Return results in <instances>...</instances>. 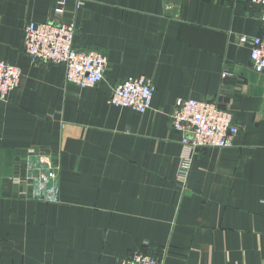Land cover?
<instances>
[{"label":"crops","instance_id":"1","mask_svg":"<svg viewBox=\"0 0 264 264\" xmlns=\"http://www.w3.org/2000/svg\"><path fill=\"white\" fill-rule=\"evenodd\" d=\"M0 0V58L20 86L0 100V264H116L139 251L163 264H264V73L247 0ZM76 26L74 46L105 53L104 79L81 88L63 64L34 63L29 21ZM244 38V39H242ZM222 72H227L222 76ZM151 78L143 113L106 102L116 83ZM178 98L215 101L239 130L230 146L184 150ZM29 149L58 165L57 202L24 198Z\"/></svg>","mask_w":264,"mask_h":264},{"label":"built area","instance_id":"2","mask_svg":"<svg viewBox=\"0 0 264 264\" xmlns=\"http://www.w3.org/2000/svg\"><path fill=\"white\" fill-rule=\"evenodd\" d=\"M66 0H56L55 15L64 11ZM85 0H76L81 6ZM259 4L261 32L249 39L250 64L253 70L264 73V0H247ZM76 26L73 23L27 22L24 27L23 46L34 63L63 64L65 80L81 88L93 86L104 79L107 58L98 49H79L74 46ZM244 39V38H242ZM227 72H222L226 76ZM21 71L0 58V100L20 86ZM154 85L146 76L128 77L116 83L107 95L106 102L116 107H127L140 113L151 108ZM172 128L182 134L184 150L180 156L177 178L185 185L196 150L207 147L230 146L239 128L231 112L215 101L178 98L169 113ZM27 174L13 177L12 183L20 188L24 198L57 202L59 167L50 153L29 149ZM116 264H163V256L139 251Z\"/></svg>","mask_w":264,"mask_h":264}]
</instances>
